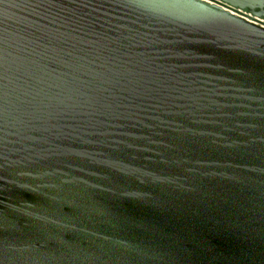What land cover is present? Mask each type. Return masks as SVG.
Returning <instances> with one entry per match:
<instances>
[{
	"label": "water",
	"instance_id": "1",
	"mask_svg": "<svg viewBox=\"0 0 264 264\" xmlns=\"http://www.w3.org/2000/svg\"><path fill=\"white\" fill-rule=\"evenodd\" d=\"M0 0V264H264V0Z\"/></svg>",
	"mask_w": 264,
	"mask_h": 264
},
{
	"label": "built area",
	"instance_id": "2",
	"mask_svg": "<svg viewBox=\"0 0 264 264\" xmlns=\"http://www.w3.org/2000/svg\"><path fill=\"white\" fill-rule=\"evenodd\" d=\"M202 1L207 2L209 4H212V5H216V6L220 7L221 9H223V10H225L231 14L242 17L245 20H248L250 22L263 24V21L260 18L255 17L254 15L246 12L245 10H241V9L232 7V6L222 2L221 0H202Z\"/></svg>",
	"mask_w": 264,
	"mask_h": 264
}]
</instances>
